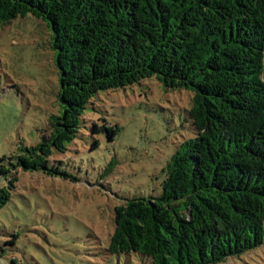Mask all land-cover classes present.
<instances>
[{
	"label": "trees",
	"instance_id": "16d2710c",
	"mask_svg": "<svg viewBox=\"0 0 264 264\" xmlns=\"http://www.w3.org/2000/svg\"><path fill=\"white\" fill-rule=\"evenodd\" d=\"M29 15L50 33L59 112L0 157L10 186L17 170L74 180L54 154L82 135L88 105L154 77L191 92L193 136L166 159L158 195L114 207L107 250L226 264L264 242V0H0V23ZM9 198L0 187V207Z\"/></svg>",
	"mask_w": 264,
	"mask_h": 264
},
{
	"label": "rangeland",
	"instance_id": "374dc122",
	"mask_svg": "<svg viewBox=\"0 0 264 264\" xmlns=\"http://www.w3.org/2000/svg\"><path fill=\"white\" fill-rule=\"evenodd\" d=\"M58 91L44 22L29 15L0 23V157L39 140L47 118L59 112ZM190 98L154 77L100 91L82 135L54 154L74 180L17 170L10 186L11 174H0V187L10 192L0 207V264H150L137 253L107 250L114 207L159 194L166 159L193 136ZM109 126L118 127L110 139ZM226 264H264V242Z\"/></svg>",
	"mask_w": 264,
	"mask_h": 264
}]
</instances>
